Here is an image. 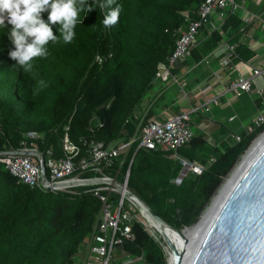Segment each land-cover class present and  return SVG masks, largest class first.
Masks as SVG:
<instances>
[{"label": "trees", "instance_id": "obj_1", "mask_svg": "<svg viewBox=\"0 0 264 264\" xmlns=\"http://www.w3.org/2000/svg\"><path fill=\"white\" fill-rule=\"evenodd\" d=\"M204 1L115 0L113 7L121 5L122 11L119 23L111 29L103 26L105 12L98 7L82 12L83 23L77 25L74 41L49 43V56L34 60L30 72L9 55L14 50L11 25L0 28V153L24 145L43 153L53 147L59 158L66 134L83 154L92 142L108 146L129 141L141 119L139 108L155 85L159 64L168 60L181 32L188 30L187 18L198 19ZM226 15L220 29H201L198 46L185 65L199 64L225 40L236 44L234 64L257 57L242 40L247 30L242 11L227 9ZM47 16L43 14L45 20ZM216 17L218 12L210 21ZM58 29L59 25L53 26L57 36ZM154 116L152 107L146 118ZM263 132L264 126L254 133L243 132L242 141L224 146V152L211 148L204 135H195L180 154L206 170L191 174L180 186L172 182L181 170L179 163L165 152L138 149L139 142H135L120 178L130 169L129 188L181 232L199 221L225 177ZM29 133L40 138L31 139ZM211 157L216 161L210 163ZM116 168L106 172L114 175ZM91 188L79 187L75 189L78 194L43 191L19 182L0 161V264H76L101 210L100 200L86 192ZM133 233L135 240L124 243L126 253L142 256L147 264H168L162 245L141 222L133 223Z\"/></svg>", "mask_w": 264, "mask_h": 264}, {"label": "built area", "instance_id": "obj_2", "mask_svg": "<svg viewBox=\"0 0 264 264\" xmlns=\"http://www.w3.org/2000/svg\"><path fill=\"white\" fill-rule=\"evenodd\" d=\"M232 12L244 9L236 0H205L199 9V17L189 22L188 30L181 32L176 48L166 62L160 63L155 76V81L168 83L170 80L179 82L173 70L179 62H184L197 44V37L202 28L210 23V17L218 12L220 25L214 29H220L227 15L226 10ZM251 17L258 18L257 14ZM251 17L246 19L247 22ZM253 19V18H252ZM259 19V18H258ZM264 29V20H261ZM236 44H226L223 50V58L220 66L226 74L215 73V78L222 82L226 77L232 78L234 70L239 76L232 80L230 88L238 97L243 94L255 93L261 100V109L258 116L244 126V132L254 133L264 126V88L255 87L256 79L264 74V63L252 69L250 73H244L233 63ZM98 62H102L97 57ZM236 72V71H235ZM218 104V99H213ZM147 113L140 114V122L134 136L129 141L119 140L106 146L102 143H90L85 154L80 145L73 142L68 134L62 140L63 155L55 157L54 148H49L46 153L38 148L24 145L17 150H9L0 153L4 155L1 162L6 169L18 179L19 182L31 187H38L43 191L66 192L78 194V187H90L94 197L101 202L99 218L94 232L87 241V251L83 258L76 264H116L123 261L124 264H147L142 256H130L124 250L126 241L135 240L133 223L141 222L148 230V224L139 206L135 203L136 195L129 188L130 169L123 179L120 172L126 157L135 142H139L138 149L148 151H162L168 158L180 164L181 170L172 182L180 186L191 174L201 175L206 168L199 163L192 162L180 154L183 147L188 146L195 133L193 131V110H183L171 114L163 122H157L154 118L147 120ZM31 139H39L38 134L29 133ZM242 133H231L227 137L229 145L234 146L242 141ZM124 153V154H123ZM216 161L211 157L210 163ZM43 164L46 167V176L43 177ZM114 175L106 170L113 169ZM88 172L95 173L93 177H85ZM116 254L118 257L115 258Z\"/></svg>", "mask_w": 264, "mask_h": 264}, {"label": "crops", "instance_id": "obj_3", "mask_svg": "<svg viewBox=\"0 0 264 264\" xmlns=\"http://www.w3.org/2000/svg\"><path fill=\"white\" fill-rule=\"evenodd\" d=\"M236 2L244 7L241 9L243 20L246 21L252 14H257L259 18L251 17L249 22L246 21L247 30L242 39L250 44L257 57L250 62L236 64L240 71L250 73L252 69L264 63V29L261 27V20H264V0ZM219 25L220 21L216 17V20L210 21L208 28L214 29ZM226 44H230V41H223L199 64L185 65L184 62H179L173 70L179 82L156 81L138 114H144L153 107L155 121L163 122L171 114L192 109L195 135H204L211 148L224 152V146L228 145L227 137L231 133H243L244 126L257 117L261 109V100L255 93L238 97L236 92L231 90V79H237L239 76L237 70L233 71L232 78L226 77L222 82L215 78L214 74L222 71L227 75V71L220 66L223 58L221 48ZM255 87L264 88V74L256 79ZM213 99H218V104H214ZM86 251L85 248L79 259L85 256Z\"/></svg>", "mask_w": 264, "mask_h": 264}, {"label": "water", "instance_id": "obj_4", "mask_svg": "<svg viewBox=\"0 0 264 264\" xmlns=\"http://www.w3.org/2000/svg\"><path fill=\"white\" fill-rule=\"evenodd\" d=\"M263 135L253 142L241 160ZM42 169L45 177L44 164ZM136 200L161 225L172 228L139 197L136 196ZM203 215L198 223L179 233L194 229ZM164 241L175 257V264H185L178 248L171 241ZM188 264H264V148L252 159L221 202Z\"/></svg>", "mask_w": 264, "mask_h": 264}, {"label": "clouds", "instance_id": "obj_5", "mask_svg": "<svg viewBox=\"0 0 264 264\" xmlns=\"http://www.w3.org/2000/svg\"><path fill=\"white\" fill-rule=\"evenodd\" d=\"M114 3L115 0H92L91 3L89 0H0V28L11 25L9 38L14 45L9 53L11 59L30 72L34 60L49 56V43H60L61 39L64 44L72 43L77 25L83 23L80 14L97 7L105 12L103 26L111 29L119 23L122 11V6L113 7ZM44 13H48L47 20L43 18ZM55 25H59L58 36L53 31ZM40 83L44 85L43 81Z\"/></svg>", "mask_w": 264, "mask_h": 264}, {"label": "bare ground", "instance_id": "obj_6", "mask_svg": "<svg viewBox=\"0 0 264 264\" xmlns=\"http://www.w3.org/2000/svg\"><path fill=\"white\" fill-rule=\"evenodd\" d=\"M262 148H264V135L253 145L247 155L239 161L226 181L222 183L219 194H217L213 199V202L208 208V211L203 215L202 221L194 229L186 230L183 234H180L174 228L164 227L163 225H161L146 211V209L140 202L134 200L141 209L143 215L148 219V223L151 226L153 225L158 230L163 238V241L165 239L166 241H171L178 248V251H180V253L182 254L181 257L185 261V264H188L193 254L195 253L202 235L207 231L209 225L213 220V216L215 215V212L219 208L221 202L226 197L228 192H230L239 176L244 172L246 167L250 164L252 159ZM167 250L169 254L170 264H175V257L173 253L170 252L168 248Z\"/></svg>", "mask_w": 264, "mask_h": 264}, {"label": "rangeland", "instance_id": "obj_7", "mask_svg": "<svg viewBox=\"0 0 264 264\" xmlns=\"http://www.w3.org/2000/svg\"><path fill=\"white\" fill-rule=\"evenodd\" d=\"M193 130L195 131L196 129H194L193 128ZM240 160H241V158H240ZM239 160V161H240ZM239 161L237 162V163H239ZM236 167V166H235ZM235 167L232 169V171L230 172V174L233 172V170L235 169ZM229 174V175H230ZM229 175L227 176V177H225V179L223 180V182L222 183H224L225 181H226V179L229 177ZM221 186H222V184L220 185V187L218 188V190L216 191V193L214 194V196L212 197V199H211V202L209 203V205L206 207V209L203 211V213H202V215L205 213V211L210 207V205L212 204V202H213V199L215 198V196L217 195V194H219V190H220V188H221ZM145 219H146V222H147V224H148V232L153 236V237H155V239L157 240V241H159V243L163 246V247H165L164 248V251H165V253H166V255H167V257H168V259H169V254H168V250H167V248L168 247H166L167 245L165 244V241H163V238H162V236L160 235V233L158 232V230L152 225H150L149 223H148V219L145 217ZM198 223V222H197ZM154 230V231H153ZM159 234V235H157V234ZM115 258H117V256L115 257Z\"/></svg>", "mask_w": 264, "mask_h": 264}]
</instances>
